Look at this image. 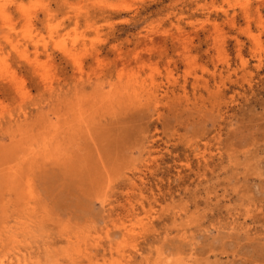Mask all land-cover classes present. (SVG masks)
Segmentation results:
<instances>
[{
	"label": "rangeland",
	"instance_id": "obj_1",
	"mask_svg": "<svg viewBox=\"0 0 264 264\" xmlns=\"http://www.w3.org/2000/svg\"><path fill=\"white\" fill-rule=\"evenodd\" d=\"M0 264H264V0H0Z\"/></svg>",
	"mask_w": 264,
	"mask_h": 264
},
{
	"label": "bare ground",
	"instance_id": "obj_2",
	"mask_svg": "<svg viewBox=\"0 0 264 264\" xmlns=\"http://www.w3.org/2000/svg\"><path fill=\"white\" fill-rule=\"evenodd\" d=\"M58 161V160H57Z\"/></svg>",
	"mask_w": 264,
	"mask_h": 264
}]
</instances>
